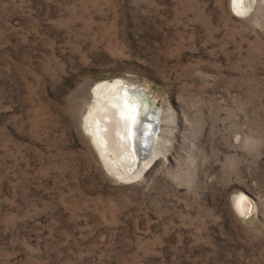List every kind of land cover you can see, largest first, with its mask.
I'll return each mask as SVG.
<instances>
[{
  "label": "rangeland",
  "instance_id": "obj_1",
  "mask_svg": "<svg viewBox=\"0 0 264 264\" xmlns=\"http://www.w3.org/2000/svg\"><path fill=\"white\" fill-rule=\"evenodd\" d=\"M246 5L0 0V264H264V0ZM116 79L160 117L136 181L85 124Z\"/></svg>",
  "mask_w": 264,
  "mask_h": 264
},
{
  "label": "bare ground",
  "instance_id": "obj_2",
  "mask_svg": "<svg viewBox=\"0 0 264 264\" xmlns=\"http://www.w3.org/2000/svg\"><path fill=\"white\" fill-rule=\"evenodd\" d=\"M252 1L231 0L232 10L245 14L250 9L246 3L252 5ZM139 89L123 79L97 82L85 117L87 131L107 168L124 181L142 179L144 170L159 157L156 139L160 125L150 120L144 93ZM147 136L150 142L145 141ZM234 207L242 215L252 209L241 194L234 198Z\"/></svg>",
  "mask_w": 264,
  "mask_h": 264
},
{
  "label": "water",
  "instance_id": "obj_3",
  "mask_svg": "<svg viewBox=\"0 0 264 264\" xmlns=\"http://www.w3.org/2000/svg\"><path fill=\"white\" fill-rule=\"evenodd\" d=\"M139 90H140V92L144 93V97H145V100H146L147 105H148L147 106L148 112H150V114H151L150 120L154 121L155 123H157L159 125V122H160L159 118L160 117L157 114L158 109H157L156 105L152 104V101L147 97L146 92L144 91V89L140 88ZM156 128L158 129L157 125H156ZM148 137L149 136L145 137V141L146 142H150L151 138L150 137L148 138Z\"/></svg>",
  "mask_w": 264,
  "mask_h": 264
}]
</instances>
